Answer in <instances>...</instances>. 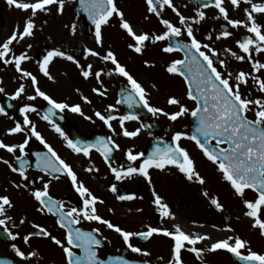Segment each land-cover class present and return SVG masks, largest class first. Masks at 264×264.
<instances>
[{"label":"snow or ice","instance_id":"snow-or-ice-1","mask_svg":"<svg viewBox=\"0 0 264 264\" xmlns=\"http://www.w3.org/2000/svg\"><path fill=\"white\" fill-rule=\"evenodd\" d=\"M7 3L23 11L30 10L31 16L25 20L22 30L17 26L6 39L0 42V63L13 65L21 79L31 80L35 95H29L27 99L31 101L40 97L50 105L48 110L40 116V119L50 125L51 129L65 141V146L73 154L90 159L91 152L95 150L103 158L105 164L108 165L109 171L117 181L139 175L151 186L150 169L164 172L166 169L175 168L185 180L202 186L206 183L205 178L196 170L189 152L179 143L182 139L192 141L203 157L215 166L220 178L229 185L233 194L241 198L245 209L243 215L249 218L251 227L258 229L259 235L264 237V219L261 218L264 214V100L250 99L241 90V86L247 85L249 78H251L258 86L259 92L264 93V80L245 71H239L235 74L228 71V65L223 59L218 60L219 69H224V72L220 71L216 66L217 61L213 58H218L221 53H218L209 44H202L198 41L192 28V23L198 24L205 18V12L201 9L215 8L219 16L223 17L232 28L243 27L250 34L243 40L237 41V47L243 55H238L228 48L224 49V53H227L236 61L247 60L251 65V73L261 72V70H264V63L255 60L253 52L257 54L264 53V25L259 24L256 20L257 14L264 15V3H255L253 0H228L233 9H239L241 3L249 5V7L243 8L245 19L237 20L229 18L225 0H207L197 8L194 18L181 15L173 0H144L147 13L155 15L164 29L159 34H149L148 32H137L130 21L125 18L124 12L117 7L115 0H79L80 7L87 13L88 19L94 26L93 35L97 46H103L102 29L109 24L114 16L119 19V28L132 41L128 43V48L137 55L143 54L148 42L157 44L161 41L178 38L181 35L186 34L187 36V43L177 40L174 44H169L160 49L165 54L174 52H183L184 54L183 59H172L165 67V71L170 76L183 78L187 100L192 101L193 106L189 108L177 97L169 96L166 101L167 105L176 106L177 108L172 112L165 111V109L150 103L148 91L119 62L111 49L103 54L92 48L85 47L83 49L85 59L96 57L102 63H110L113 67L107 72L103 68L93 71V64L81 65L72 55L66 54L59 48L48 51L39 62L40 73L49 81H52L54 77L48 70L52 60L59 57L70 61L76 66L79 75L85 81L91 77L95 78L100 87H93L92 92L101 97L107 94V88L102 83V75H118L127 81V86L121 93V97L115 101V105L125 104L130 109L142 106L153 117L163 116L170 122H176L184 116H191L195 119L197 122L194 130L195 134L189 135L176 131L171 136V144L163 143L162 146L154 147L146 158L142 152L134 153L132 149L125 151L124 156L128 162L126 168L123 166L120 168L113 167L109 162L113 150H119V145L113 139V136L117 133L111 121L118 120L120 126L118 134L129 139L137 137L140 135L141 130L150 127V125L141 123L135 130H128L125 123L137 121L138 116L131 112L114 116L112 113L116 111V107L110 104L105 109L107 115L102 114L100 111L94 112V115L103 122L113 135L106 138L97 137L94 144L74 142L53 122L52 118L57 111L63 112L65 110L84 116L81 106L79 104L70 105L65 102H58L42 91L38 86L37 77L21 66L24 61L30 59L27 53L22 52L20 55L13 53L11 46L14 42L19 43L34 35L36 28L34 18L37 14H48L52 6L56 7L58 15L62 14L66 0H33V2L7 0ZM164 9H170L175 13L180 27L175 26L170 20L161 16ZM145 19L147 20L148 16H145ZM190 20L192 23L189 22ZM71 31L75 34V24L72 25ZM230 35L229 31H222L216 36V39H227ZM206 39H211V36L206 37ZM28 48H31L30 44ZM144 65L145 67L154 66L147 60L144 61ZM77 91L79 90L77 89ZM2 92H4V89L0 88V93ZM24 92L25 86L20 84L10 99L15 100ZM81 99L85 103H91L85 96H81ZM253 107L255 108L254 118L249 119L247 113L252 111ZM30 112H36V109L31 105L21 107L20 115L23 117V125L17 122L5 133L8 136L25 133L21 143L8 144L0 141V150H5L11 154L15 164L8 159H0V163L6 165L12 173L20 177L22 182H13V187L28 190V185L32 181L27 175V167L31 165L27 159L29 154L26 147L31 137L39 141L46 151L35 152L32 155L35 156V169L43 174L40 177L42 188L30 190V195L38 205L37 212L41 214L50 213L57 217L55 224L63 230V238H58L45 227L33 223L31 226L35 231L22 237L24 244H29L32 237L45 238L62 251L64 264H131V261L119 256L108 261L102 259L98 255V250L103 248L107 237L103 236L100 228L93 227L90 231H84L77 226L81 224V221H86L89 223L96 222L117 233L126 249L144 257L150 256V252L134 246L131 242L133 237H138L144 241H148L155 235L170 238L172 241L171 258L166 264H184L182 259L183 250L194 254L197 260H202L205 251L210 253L225 251L236 260L243 261L244 264H264V254L252 251L248 247V241L238 235H229L226 238L217 239L207 249H201L196 245L209 240L210 237L208 235L186 233L178 224L174 226L173 231L166 228L147 227L146 231L131 232L114 225L108 219L102 218L97 212L96 205L103 204L104 201L95 196L83 182L78 180L72 166L62 159L41 133L37 131L36 125L29 119L28 113ZM0 115H7L3 108H0ZM84 119H90V117L84 116ZM137 162H139L138 166ZM84 170L86 172L98 171L94 166L87 167ZM45 176L49 179L44 180ZM60 176H67L71 180L72 187L82 198L83 207L79 210L71 208L65 212L63 202L53 199L49 194L51 181L59 179ZM247 190L256 194L254 199H244ZM109 191L115 193V185L110 186ZM202 195L209 199L210 205L215 210L223 211V205L217 197L210 196L208 191H203ZM152 196V203L156 206L160 216L164 219H175L169 205L163 201V198L155 190L152 191ZM135 198L134 195H119L116 197L119 201H130ZM13 207V202L8 195H0V217H2L0 218V229H2L8 240L16 241L19 238V233H14L8 227V221L12 220V217L6 214V209ZM109 211H112V209H109ZM137 211L139 212L141 209H137ZM24 223H26V220L20 219L19 224L23 225ZM12 227H17V225L14 223ZM225 230L233 231L231 228ZM108 242L110 243V241ZM11 250L21 261H29L37 256L35 251L25 253L15 243L11 244ZM0 264H10V262L0 259ZM143 264H148V261H144Z\"/></svg>","mask_w":264,"mask_h":264},{"label":"flooded vegetation","instance_id":"flooded-vegetation-1","mask_svg":"<svg viewBox=\"0 0 264 264\" xmlns=\"http://www.w3.org/2000/svg\"><path fill=\"white\" fill-rule=\"evenodd\" d=\"M19 2H33V0H19ZM73 4L74 12L76 14V5L74 2ZM11 11L17 12V18L14 24H10L6 16V13L8 15ZM24 14L27 16H24ZM54 14H57L55 6L51 7V11L48 14L38 13L37 18H34L36 24L34 35L32 37L25 38L19 43L14 42L11 47L14 54L20 55L22 52H25L30 57V59L24 61L21 66L24 70L31 72L37 77L38 86L42 91L46 92L58 102H65L70 105L79 104L84 116L90 117V119H84V116L72 113L68 110L63 112L57 111L56 115L52 118L53 122L61 128L69 139H72L74 142L81 139L85 140L88 144H94L97 137L106 138L113 135L103 122L95 117L94 112L100 111L102 114L107 115L108 113L105 112V109L110 104L115 105V101L120 98V88L124 90L125 86L118 85V87H116L117 82H113L112 87H108L107 85L109 79L106 78L107 82H104L105 75H102V83L104 87L107 88V94L104 97L98 96L92 92L93 87L89 88L86 86L88 80L85 81L79 75V71L76 66L70 61L59 57L54 58L49 64L48 70L50 74L56 65H69L71 73L74 75L73 78L77 80L76 85L75 87H71L69 89H63V87H61V89L47 85L45 82L46 77H44L39 71V62L48 51L55 48H59L66 54L72 55L80 62L81 65L86 66L89 63L93 64V71L103 68L105 72H107L110 65L109 63H102L96 57H88L85 59L83 49L87 46L91 48L89 38L85 37L84 45L78 44L71 31L72 26L70 23L64 24L67 31L65 29L63 36L65 37L68 35L66 43H62L61 39H57L52 31H46L44 29L46 24L42 19H46V21H48V19L50 20V16ZM20 15L22 16L20 17ZM30 16V10L23 11L17 9L14 5H8L7 0H0V42L6 39L17 26H19L22 30L25 20ZM81 27L84 28L87 33H94L83 24H81ZM60 36H62V33ZM29 44L31 45V48H28ZM93 79L95 87L99 88L100 85L97 84L94 77ZM177 79L179 81L178 86H181L180 90L183 92V96L185 97L183 104L191 108L193 106V102L187 100L186 87L183 79L179 76H177ZM152 80L155 81L153 78ZM20 84H24L25 92L15 100L10 99L11 95L20 86ZM150 85L152 89L156 91V86L153 87L152 84ZM0 88L4 89V92L0 93V108H3L7 113V115H0V141L8 144L21 143L24 139L25 133H18L12 136H8L5 133L7 129L13 127L17 122L23 125V117L20 115L21 107L25 105H31L34 107L36 112H30L28 113V116L29 119L36 125L37 131L41 133V135L61 156V158L72 166L73 170L77 174L78 180L83 182L95 196L104 201L103 204L96 205L97 212L102 218L108 219L114 225L132 232V230L125 224L126 219L130 218V216H125L122 209H124V207L140 208L142 207L141 205L156 207L152 203V191L155 190L168 205L169 203L174 205L177 204L179 207L183 208L189 204V201H191L192 204L190 205L193 214H197L198 211L195 210L198 209H206L209 214L204 212V214H202L203 219H201L197 214L194 218H192L193 222H189L181 218L179 219L177 216H175V219H164L160 216V214L152 215L150 218L151 222H147L146 218L141 220L142 217L141 214H139L133 221H130V223L137 225L136 232L146 231L147 227L166 228L169 231H173L174 226L178 224L186 233L208 235L210 237L209 240L202 241L196 245L198 248L207 249V247H209L210 244L215 242L217 239L226 238L223 237L224 235H222V233L230 234L232 232L226 231V228H231L232 230L234 229L235 221L229 214L218 213L214 207L210 205L208 198V200L205 201L206 204H202L198 200L200 194L202 193V189L205 188V186L203 185L202 188L199 184L185 180L175 168L166 169L164 172H160L156 169H150L149 171H152V173L150 172L152 181L150 186L149 183L139 175H133L130 178L126 177L117 181L109 171L108 165L105 164L103 158L95 150L91 152L90 159H85L82 155L73 154L65 146V141L51 129L50 125L40 119V116L48 110L50 105H48L47 102L40 97L31 101L27 99L29 95H35L34 89L31 86V80L21 79L19 73L15 71L13 65H4L3 63H0ZM77 89L79 91H77ZM146 90L150 93L148 89ZM81 96L87 97L91 103H85L81 99ZM149 100L152 105L157 107L160 106L152 101V98L149 97ZM115 107L116 111L113 112L112 115L119 116L126 114L124 104L115 105ZM167 107L168 110H166L169 112L177 110L176 106L167 105ZM138 110L142 113L141 117L138 116L139 119L137 121L126 122L125 127L128 130L131 131L132 129L139 127L141 123L145 125H152L154 123L159 129L156 132H150L147 127L141 130L140 135L129 139L118 134L120 132L119 121H111V124L117 133V135L113 136V139L119 145V150H113L112 155L109 157V162L113 167L120 168L123 166L126 168L128 166V162L124 156V152L128 149H132L134 153H143L152 142L165 140L168 144H171V136L176 131L190 135V128L192 124L191 116L181 117L176 122H170L165 117H162L164 125L161 126L158 124L160 116L153 117L142 106L138 107ZM179 143L189 152L195 163V168L201 176H204V168H202V166H204L205 163H207L208 167L215 168L211 162L203 157L202 153L192 141L182 139ZM26 151L29 154L27 159L30 161L31 165L27 167V175L32 181V183L28 185V190L16 189L13 187V182H22L20 181V177L17 174L12 173L6 165L0 163V195H8L14 205L13 208L6 209V214L12 217V220L8 221V227L14 233H19V238L16 241H11L7 239L2 229H0V259L8 260L10 264H64L62 251L49 240L41 237H32L29 244L23 243L22 237L35 231V229L31 226L33 223L45 227L58 238H63V230L55 224L57 217L51 215L50 213L41 214L37 212L36 208L38 205L30 195V190L42 188L40 177L43 175L35 169V156L32 154L46 150L39 143V141H37L34 137H31L29 144L26 147ZM16 154L18 155L19 153L17 152ZM0 159H8L10 162L15 164L12 155L7 153L5 150H0ZM138 163L139 162H137V166ZM90 166H94L98 169V171L86 172L84 169ZM48 179L49 178L47 176L44 177V180ZM112 185H115L116 187L115 193L109 191V187ZM160 188L161 190L166 188L167 192H157ZM230 192L233 193L232 190ZM49 194L53 197V199L63 202L65 212L69 211L71 208L79 210L83 207L82 198L72 187L71 180L67 176H60L59 179L52 180L49 188ZM119 195H134L136 198L130 201H119L116 199ZM209 195L212 196L211 193H209ZM104 208L113 210L118 209V214L104 215V212L100 210ZM182 213L185 214V211H182ZM22 218L26 220V223L20 225L19 221ZM14 223L17 227H12ZM77 226L84 231H90L93 227L100 228L103 236L107 237V241H105L103 248L98 250V255L102 259H106L109 256H123L131 261H148V264H166V262L171 258L170 248L172 241L168 237L155 235L148 241H140L138 237H133L131 242L134 246L150 252V256L144 257L126 249L119 235L107 229L103 225H99L96 222L89 223L81 221V224ZM221 226L223 227V232ZM197 228H204L207 230L201 234V232L197 231ZM108 241H110V243ZM12 243L17 244V246L25 253L29 251L37 252V256L29 261H21L12 252ZM74 251L78 252L79 250ZM182 259L184 264H237L236 259L225 251H218L215 253L205 251L203 253L202 260H197L194 254L183 250Z\"/></svg>","mask_w":264,"mask_h":264},{"label":"rangeland","instance_id":"rangeland-1","mask_svg":"<svg viewBox=\"0 0 264 264\" xmlns=\"http://www.w3.org/2000/svg\"><path fill=\"white\" fill-rule=\"evenodd\" d=\"M253 2L264 3V0H253ZM115 3L117 7L124 12L125 18L128 19L134 27H140V32H148L149 34H159L164 30L163 26L159 24V20L157 19V17L155 15H150L149 13H147V6L144 3V0H115ZM173 3L178 9V11H180L181 15L190 18H194L195 11L197 10V8L200 7L199 4L191 2L190 0H173ZM225 7L228 9L230 19L244 20L245 17L243 15V8L249 7V5L241 3L239 9H233L228 3V0H225ZM201 10L205 12V18L198 24L192 23L191 20L189 22L192 23L193 32L198 41H200L202 44H209L218 53H221L218 58H213L217 61V68L219 69L218 60L223 59L228 65V71H231L234 74L239 71H245L250 73L251 75L259 76L260 79L264 80V70H261V72L257 73H251V65L247 62V60L242 62L236 61L230 55L224 53V49L228 48L232 52H236L238 55H243V53H241L239 48L237 47V36H249L250 34L247 33L246 29L243 27H237L235 28V32L231 34L227 39L221 38L217 40L216 36L220 34L219 30H217V25L220 23H226V21L223 19V17L219 16V13L215 8L209 7ZM74 14V4L72 0H66L65 8L62 14H54L50 16V20L48 19V21H46V19L41 18L46 24L44 29L46 31H52L57 39H61L62 43H66L68 35H66L65 37L63 36L65 29L67 31V28H65L64 24L70 23L71 26L75 24L76 33L74 34V38L78 42V44L84 45L85 37H87L89 38V44L91 48L100 52L101 54L111 49L117 56L119 62L126 67L130 74H132L134 78H136L145 87V89H148L150 91L149 97L152 98V101H154L157 105H160L158 107H161L165 109V111H167L168 107L166 101L169 96L177 97L181 100L182 103L183 101H185L183 92L180 90L181 86H178L179 81L177 79V76H170L165 71V67L168 63L171 62L172 59H181V55L179 53L174 52L171 54H165L160 51L162 47L167 46L168 40L158 42L157 44H152L148 42L143 51V54L137 55L128 48V43L132 41L119 28V19L114 16L110 20L109 24L104 26L102 29L103 46H97L95 44L93 33H87L85 29L81 27V22L77 18V15ZM6 16L8 22L10 24H14L17 18V12L11 11V13H9L8 15L6 13ZM21 16L22 15H20V17ZM24 16L27 15L24 14ZM145 16H148L147 20L145 19ZM35 18H37V16ZM163 18L170 20L175 26L180 27L178 17L170 9H164ZM256 20L259 24L264 25V15L257 14ZM61 33L62 36H60ZM208 36H211V39H206V37ZM178 39L184 42H188L186 34L181 35L180 37H178ZM253 58L261 63H264V53L257 54L253 52ZM145 60L149 61V63L154 66L145 67ZM112 67L113 66L110 64L108 70ZM219 70L224 72V69ZM51 75L54 77V80L49 81L47 78H45V82L48 86L56 88L63 87V89H69L71 87H75L76 85L77 80L73 78L74 75H72L69 65H56V67L51 71ZM106 78L109 79L107 85L108 87H112L113 82H117L116 87H118V85H123L125 87L127 86V81L123 77H120L118 75H105L104 82H107ZM152 78L155 79V81L152 80ZM150 84L156 86V91L152 89ZM86 86L89 88L95 87L93 77L88 80ZM241 90L242 93L250 99L264 100V93L259 92L258 86L255 85V82L251 78H249L247 85L241 86ZM254 112L255 108L253 107V110L247 113L249 119L254 118ZM162 117L163 116H160V120L158 123L161 126L164 125ZM132 130H135V128ZM202 168H204L203 177L206 180V183L204 184L205 188H203V185H200L204 189H202V192L208 191L209 193H211L212 196L217 197L220 203L223 205V211H216L222 214H229L235 221V227L233 231L230 234L222 233V235H224L223 237H227L229 235H238L242 239L248 241V247H250L252 251L264 254V239L259 235L258 229H253L251 227V222L249 218L243 215L245 209L243 207L241 198L236 197L234 194H231V188L226 182H224L220 178V175L215 168L208 167L207 163H205ZM150 172L152 173V171ZM164 191L167 192V189L163 188V190H161L160 188V190H158L157 192L161 193ZM229 192L230 194L228 197ZM254 197L255 194L250 190H247L244 199L252 200L254 199ZM198 200L202 204H206L205 201L208 199L207 197H204L201 193ZM190 204H192L191 201H189V204H187V206L182 208L179 207L177 204L174 205L169 203V207L174 216H177L179 219L181 218L189 222H193L192 218H194L197 214L201 219H203L202 214H204V212L209 214L206 209L195 210L198 211V213L193 214V212L191 211L192 208ZM141 206L142 207L140 208L124 207V209H122L123 214L125 216H130V218L126 219L125 224L129 227V229L132 230V232L137 231V225L130 223V221H133L134 218L138 217L139 214H141V220H144V218H146L147 222H151L150 218L152 217V215L159 214V211L156 207H149L145 205ZM137 209H141V211L138 212ZM100 210L104 212H102L104 215L118 214V209H112V211H109L108 208H104ZM181 210L185 211V214H183ZM261 218L264 219V214H262ZM221 229L223 232L222 226ZM205 230L207 229L197 228V231L201 232V234H203Z\"/></svg>","mask_w":264,"mask_h":264},{"label":"water","instance_id":"water-1","mask_svg":"<svg viewBox=\"0 0 264 264\" xmlns=\"http://www.w3.org/2000/svg\"><path fill=\"white\" fill-rule=\"evenodd\" d=\"M75 2H76V4H77V6H76V11H77V15H78V17L80 18V20L82 21V23L83 24H85L89 29H91V30H94V26L92 25V23H91V21L88 19V16H87V13H85L83 10H82V8L80 7V4H79V0H74ZM192 2H195V3H198V4H202V3H205V2H207V0H191ZM161 15H162V12H161ZM218 30L220 31V32H222V31H229L230 33H233L234 32V28H232L230 25H227V24H219L218 25ZM245 37H239V40H243ZM178 39L177 38H172L171 40H169L168 41V45L169 44H174L176 41H177ZM178 41H180V40H178ZM181 42V41H180ZM182 43H184V42H182ZM181 53V55H182V59L184 58V54H183V52H180ZM123 92V90H120V92H119V96L121 97V93ZM125 105V104H124ZM125 109H126V113H129V112H131V113H134L135 115H138L139 114V111L138 110H136L134 107L133 108H128L127 107V105H125ZM192 128H191V135L192 134H195V128H196V126H197V122L195 121V119L194 118H192ZM150 130H152V131H154V130H157V128L155 127V128H153V127H150ZM201 139H203V138H201ZM78 141H80L81 143H86V142H84V141H81V140H78ZM163 143L164 142H158V143H154V144H152L146 151H145V153H144V157L146 158L147 157V155L153 150V148L154 147H156V146H162L163 145ZM227 146V145H226ZM112 258H115V257H109V258H107L106 259V261H108V260H110V259H112ZM121 258H124V257H121ZM125 259V258H124ZM238 261V260H237ZM238 263L239 264H244V262L243 261H238ZM131 264H143V263H139V262H133V261H131Z\"/></svg>","mask_w":264,"mask_h":264},{"label":"bare ground","instance_id":"bare-ground-1","mask_svg":"<svg viewBox=\"0 0 264 264\" xmlns=\"http://www.w3.org/2000/svg\"><path fill=\"white\" fill-rule=\"evenodd\" d=\"M134 27V26H133ZM137 32H140V27H134ZM129 62V61H128Z\"/></svg>","mask_w":264,"mask_h":264}]
</instances>
